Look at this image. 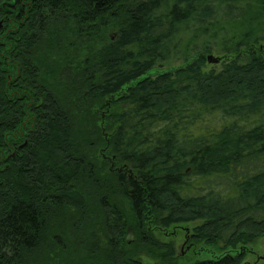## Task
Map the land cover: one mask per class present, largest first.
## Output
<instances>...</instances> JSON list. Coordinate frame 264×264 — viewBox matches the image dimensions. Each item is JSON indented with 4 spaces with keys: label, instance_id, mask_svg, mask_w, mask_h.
Masks as SVG:
<instances>
[{
    "label": "trees",
    "instance_id": "16d2710c",
    "mask_svg": "<svg viewBox=\"0 0 264 264\" xmlns=\"http://www.w3.org/2000/svg\"><path fill=\"white\" fill-rule=\"evenodd\" d=\"M263 44L264 0H0V264H183L148 223L232 250L264 236ZM90 201L105 231L86 236ZM123 203L158 261L125 250Z\"/></svg>",
    "mask_w": 264,
    "mask_h": 264
},
{
    "label": "rangeland",
    "instance_id": "374dc122",
    "mask_svg": "<svg viewBox=\"0 0 264 264\" xmlns=\"http://www.w3.org/2000/svg\"><path fill=\"white\" fill-rule=\"evenodd\" d=\"M106 31V30H105ZM104 31V32H105ZM103 32V33H104ZM100 40V37H88L84 40L85 46H91L92 44L97 43ZM259 52L264 56V44L259 49ZM216 56V55H215ZM183 62H171V63H159L156 67L151 71L150 75L155 76L159 73L174 71L178 68L184 66ZM220 65H207L205 70L215 69L218 70ZM92 112V111H91ZM93 113L95 114V109H93ZM97 114L101 118V122L99 121L97 124L93 122L90 118L89 121L91 124H94L92 130L94 134V144L92 149L89 152V158L92 163L98 168L100 172L104 174L112 173L117 167L114 162L113 154L111 152V130L112 128L108 127V121L105 120L103 111L97 110ZM123 211L126 214L127 219V235H126V243L125 250L131 253L132 257L148 261L154 262L158 261L159 253L154 250L147 249L140 245L138 242L139 238V230L135 225L134 219L132 217L131 210L128 205L123 203ZM82 217L85 226V235H89V233L95 232L97 235L101 234L105 231L102 226V222L98 216L97 209L94 204L90 201L86 211ZM197 223L184 224L173 226L168 229H163L156 227L152 224L148 223L147 230L156 238L158 241L166 244L173 245L174 251L176 253L175 260L179 263H189L193 261H197L200 259H211L216 258L230 251V253L234 250V254L243 253L245 256L244 264H260L262 260H259L260 257L264 256V236H261L250 242H243L235 247V249H224L218 244H208L201 241L193 240L191 237L192 229L196 226ZM87 239H85L83 244L76 245L73 243L74 247H76L72 252L68 253L70 256L69 259L75 261L80 259L85 250L84 244ZM67 258V254H66ZM54 259L53 257H45L39 260L36 264H51Z\"/></svg>",
    "mask_w": 264,
    "mask_h": 264
},
{
    "label": "water",
    "instance_id": "95a60500",
    "mask_svg": "<svg viewBox=\"0 0 264 264\" xmlns=\"http://www.w3.org/2000/svg\"><path fill=\"white\" fill-rule=\"evenodd\" d=\"M207 61L210 64H216V63H218V60L216 58H214L213 56H208L207 57ZM259 260L264 261V256L260 257Z\"/></svg>",
    "mask_w": 264,
    "mask_h": 264
}]
</instances>
